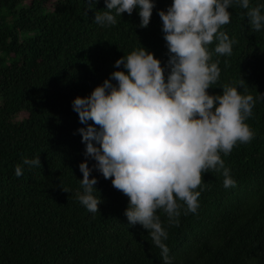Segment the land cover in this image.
Instances as JSON below:
<instances>
[{"label":"trees","instance_id":"obj_1","mask_svg":"<svg viewBox=\"0 0 264 264\" xmlns=\"http://www.w3.org/2000/svg\"><path fill=\"white\" fill-rule=\"evenodd\" d=\"M171 2L156 0L149 25L140 27L136 10L117 14L114 25L98 24L104 0H0V264H165L150 230L129 224V197L111 178L90 174L98 178L99 211L78 199L79 163L95 160L84 155L78 129L86 125L72 100L123 70L115 61L142 46L166 62L158 9ZM262 3L251 0L246 9L233 0L230 22L221 26L234 40L231 54L215 52L218 40L207 46L221 68L207 91L222 94L244 79L239 90L256 98L246 119L255 135L220 153L234 185L225 187L223 168H210L196 189V212L181 200L175 223L157 210L172 264H264V29L247 15ZM36 154L41 165L25 164L17 176L16 165Z\"/></svg>","mask_w":264,"mask_h":264},{"label":"clouds","instance_id":"obj_2","mask_svg":"<svg viewBox=\"0 0 264 264\" xmlns=\"http://www.w3.org/2000/svg\"><path fill=\"white\" fill-rule=\"evenodd\" d=\"M88 3L92 5L93 0ZM104 3L106 10L94 15L98 24L114 25L117 14L136 10L139 26L146 27L156 0ZM232 3L172 0L166 10L158 9L167 61L162 63L142 46L115 61L123 70L117 67L90 94L72 100L79 120L86 125L78 129L85 142L84 155L95 160L91 166L88 159L79 163L83 190H78V199L91 212L99 211L98 178L90 174L97 169L111 178L129 197L125 209L129 224L139 223L150 230L165 264H172L173 257L168 255L170 249L164 242L168 233L157 210L163 209L175 223H179L175 218L180 215L181 200L187 205L186 212H196L201 195L196 189L210 168H223L225 187L234 185L220 153H230L238 141L249 142L255 135L246 119L252 115L256 98L239 90L244 79L236 86H225L222 94L207 91L221 72L218 61L210 62L212 53L207 46L215 39L219 41L215 52L233 51L234 40L221 29L230 22ZM239 3L248 9L251 0ZM262 8L264 3L247 13L256 30L264 29ZM259 98L264 99V93ZM25 164L40 166L39 154L24 157L15 167L17 176L23 174Z\"/></svg>","mask_w":264,"mask_h":264},{"label":"bare ground","instance_id":"obj_3","mask_svg":"<svg viewBox=\"0 0 264 264\" xmlns=\"http://www.w3.org/2000/svg\"><path fill=\"white\" fill-rule=\"evenodd\" d=\"M215 90V89H214ZM251 213V212H250ZM254 221V220H253Z\"/></svg>","mask_w":264,"mask_h":264}]
</instances>
